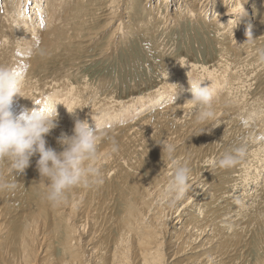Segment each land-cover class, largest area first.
Segmentation results:
<instances>
[{"label": "rangeland", "instance_id": "1", "mask_svg": "<svg viewBox=\"0 0 264 264\" xmlns=\"http://www.w3.org/2000/svg\"><path fill=\"white\" fill-rule=\"evenodd\" d=\"M25 1L16 2L15 12H5L3 10L7 9L1 8L3 1L0 0V10H2L0 67L7 68L21 79V96L13 97L14 112H19L22 108L38 107L36 104L49 95L58 102L56 105L58 126L45 137L48 146L58 152L62 147L57 143V138L61 132L71 135L76 119L87 120L90 126H94V121H98L103 123V131L107 132L103 134L102 131L100 138L104 146L106 144L105 153H108L107 157L112 164L120 166L121 163L123 164V159L118 160L119 152L122 151L132 157L135 156L136 150L138 153L140 149L143 150L142 152L151 150L153 143L150 145L147 138L155 142L159 136L176 132L186 134L191 130V135L187 137L190 139L198 136L199 133L211 130L215 125L216 119L211 123L206 122L204 129L196 132L195 126L204 123H198L195 118L191 121V118L195 117L194 108H192L193 112L186 113V116L182 109L176 110L177 112L168 110L167 113L165 107L173 101L174 85H177L176 92L183 89L180 92L184 93L187 87L190 89L188 78L204 79L203 85L210 83L216 85L214 100L219 103L227 96L225 93L231 89L239 94L235 99L233 97L235 93H231V97L240 105L236 106L233 103L231 107L229 104L226 111L230 113L229 118L234 117L237 120L230 122L233 129L240 127L238 129L240 131L236 134L227 132L223 140L224 144L220 145L219 150L224 149L225 152H229L243 147L245 155L235 165L228 167L226 174L224 170L216 173L214 180H219L218 178L221 177L226 182V201L229 203L228 209L232 215L231 223L237 224L233 239L226 241L230 251L228 255L233 254L231 264H257L263 259L264 248L260 246L263 240L257 237V227L254 223L248 222L247 217L256 210H264V154H262L264 133L258 131L257 121L252 122L255 116L253 109L260 103L264 104V39H261V36H264V20H260V17L264 19V9L258 12L259 20L252 24L251 21L257 12L251 11L250 4L246 5L244 11L247 15L250 14V19L248 18L247 24L242 29H238L235 37L236 33L231 32L233 29L227 33L226 29L217 27L215 23L210 24L214 16L213 12H205L206 18L185 16L186 14L172 17L174 8L169 6L171 0H168L167 4L171 21L164 19L167 14L164 6L160 5L161 0H47L49 6L47 9L44 8L45 0H42L40 9L37 7L36 13L30 11L28 13L25 10L23 7ZM7 2L8 5L15 3L12 0ZM149 3L153 10H149ZM156 3H158L157 9H155ZM28 4L32 6V0H28ZM209 7H213L212 0ZM228 10L232 11L231 8ZM110 11L112 12L109 13ZM37 13L40 16L37 17ZM53 16L54 19H50ZM86 17L88 21L84 20ZM114 17L115 19L119 17L116 23ZM27 21H32L35 25L34 32L30 31L31 34L26 35L17 32L16 26L23 25ZM118 22L123 26L120 29L114 28ZM219 22H222L221 19ZM78 27L81 28V35L78 36L80 38L72 40L77 37L74 33L77 32ZM116 28L117 31L113 35L112 31ZM249 32L253 38L248 44L245 41L250 38H248ZM74 109V113H69ZM142 118L147 120L144 121ZM128 121L131 122V128H121L125 123H129ZM140 126L142 128L138 130ZM250 129L253 133L249 132ZM128 131L130 133L126 134L125 138V133ZM113 141L117 148L119 147L118 152L111 150ZM257 148L262 150L259 151L261 156L256 151L258 161L249 156V151H255ZM160 153L162 154L157 152L151 158L144 157L143 163L150 167L151 162H159L160 158L164 157ZM37 159L38 156L31 158L30 166L23 174L12 173L19 183L15 191L4 190L5 194L2 202L0 201V208L3 209V213H0V249L3 246L5 248L10 246V233L14 228L12 221L18 219L25 208L28 209L27 215L36 213L37 217L38 214H43L45 209H49L48 213L57 212L60 213L57 217L67 218L66 213H61L64 211L63 206H53L44 198L47 189L45 183L40 180L36 168ZM124 167L125 164L120 167L119 175L125 177L121 180L127 178L126 173L131 175L136 173L130 169L129 172ZM232 168L236 171L232 172ZM10 179L7 166L0 165V180ZM121 180H105V187L111 186L116 192L111 202L108 199L107 203L109 205L112 203L111 208H106L108 215H117L120 212L118 209L122 199L117 193L123 190L120 185ZM109 192L110 190L107 189L104 195L107 196ZM18 194L22 196L17 197ZM203 195L206 201L195 205L200 211L208 209H203L208 201L207 195ZM249 195L252 197L246 198ZM190 196L191 193L184 195L178 203V208H181ZM28 199L31 201L29 205L31 208L27 205ZM216 204L215 201L212 210L215 209ZM242 206L245 207L244 212L240 208ZM27 215H24L23 222L27 220ZM194 217L196 218L197 215ZM75 218L72 223L74 226H79L77 215ZM103 225L89 223L84 229H76L73 239L78 240V235L82 237L74 244L73 253L92 254V260L96 259L93 264H110L104 258L107 245L104 239L114 231L109 220L106 219ZM65 226L70 227L68 223H65ZM177 226L183 225L174 222L169 227V231H175ZM50 238L47 231H42L38 235V240L41 239V242L32 247L36 250L34 264H51L49 259L54 255L55 247L58 248L57 255H60L59 242L56 241L54 245ZM172 245L165 239L163 244L166 253L165 264L172 259L170 264H194L196 255L192 253L193 243L189 248H182L179 251L173 249ZM96 247L97 249L94 250ZM174 252H177V255L172 257Z\"/></svg>", "mask_w": 264, "mask_h": 264}, {"label": "bare ground", "instance_id": "2", "mask_svg": "<svg viewBox=\"0 0 264 264\" xmlns=\"http://www.w3.org/2000/svg\"><path fill=\"white\" fill-rule=\"evenodd\" d=\"M2 1H3L2 4L3 6L1 8L7 9L3 11L15 12L17 5L16 2L18 0H12L15 1V3L13 2L12 4L9 5L7 3L11 1L8 2L7 0H2ZM41 2L42 0H32V6H30L28 4V0H26L25 3L23 4V7L28 13L29 11L30 13L31 12L36 13L37 7L38 9H40ZM47 2H48L47 0H45L44 2L46 4L44 7L45 9L49 8ZM210 3L211 0H171V4H169V6L171 8H174L172 13V17L174 18L179 17L182 14H186L185 16L189 15V16H196L197 18L200 17L202 18L205 17L204 15L205 12L207 11H209L210 13L213 12L214 16L213 19H211L210 24L215 23L217 27L226 29L227 33L229 32L230 29H233V31L231 32H233L234 34L238 31L239 28L242 29L243 26L247 24L248 18L250 19V14L240 18L245 14L243 10L246 11L245 9L246 5L250 4L251 11L257 12L256 16H254L253 20L251 21L252 24L256 23V20L258 19L257 17L259 15L258 12L264 9V0H212V5H213L212 8L209 7ZM167 4H168V0H161L160 2V5L164 6L167 14L164 17V19L166 20L169 19L171 21V18L167 11L168 8ZM157 8H158V3L155 4V9ZM209 8H211L212 11ZM228 8H231L232 11H229ZM149 10H153L150 3H149ZM111 12L112 11H110L109 13ZM0 13H2V10H0ZM38 16L40 15L37 13V17ZM49 16L51 15L49 14ZM74 16L76 17V15ZM77 17L79 16L77 15ZM87 17L84 20L88 21ZM89 18L92 17L89 16ZM118 18L115 19L114 17L115 23L117 22V20H119ZM50 19H54V16L50 17ZM220 19L222 21L221 23L219 22ZM260 20L262 21L264 19L260 17ZM63 21L65 24V20ZM76 21L77 20H75V22ZM81 21L78 20V22ZM120 22L122 23V20H120ZM120 22H118L117 25L114 26V28L115 27H117L118 29L122 28L123 26ZM117 28L114 31H112L113 35L117 31ZM258 28L259 27H257L256 29L258 30ZM16 30L17 32L19 31L20 34L22 33L26 35L30 33V31L34 32L35 25L32 23V21L30 22L27 21L23 25L16 26ZM80 30L81 28L78 27L77 32L74 33L76 34L75 36L77 37L73 36L74 38H72V40L76 38H80L78 37L81 35ZM67 33L70 34V32ZM65 35L68 36L67 34ZM235 37H237V33L235 34ZM252 38L253 36L247 39L245 42L249 44ZM261 39H264V36H261ZM246 47L247 45H245L244 48ZM217 88H219V86H217ZM180 91L179 92L175 91L174 95L178 97L175 98V100L172 101L171 104H167L165 108H167L166 112L168 110L178 111L179 109L180 110L182 109L184 115L186 116V113L191 114V112H193L192 108L194 107L188 102V100L191 99L192 93L189 87H187V89L184 90L185 91L184 93L183 91L182 93ZM235 92L232 89L227 91L225 93L227 95L226 96L227 98L223 97L224 98L223 100L221 98L220 100L222 101L220 103L214 100L215 117L214 119L207 121L211 123L214 122L216 119V121L214 122L215 125H213L211 130L209 129V131H205L204 133L201 134L199 133L198 136L192 137L190 139H187V137L191 135L192 133L191 130L190 131L186 130L188 131L186 132V134L184 132L181 133L176 132L167 136H159L155 142L147 138L149 144L153 143V145L150 144L151 150L149 152H145V151L142 152L143 150L140 149L139 153L137 152L138 150H136L134 152L135 156L132 157L128 154L123 153L122 151L119 152L118 154L120 158H118V160L123 159V164L121 163L120 166L114 165L115 163L112 164L110 162V160L107 157L108 153H105L106 144L104 146V143L101 142V140H99L98 141L99 158L96 162V166L101 170L103 176V182L101 184L93 185L91 187L77 186L69 190L68 195L66 194L67 199L66 202L64 203L65 206L61 204V206H63L64 208V211H62L61 213H66L67 216L66 219H62V217L61 218L57 217L59 216L60 213L57 212H54L55 214L48 213L49 209H45L43 211V214H38L37 217H36V213L35 215H33L32 213H28L27 215L28 209L25 208L24 211L19 215V218L12 221L14 224V228L10 233L11 243L9 247L5 248V246H3L0 249V264H34L36 261L35 259L36 250L33 249L32 247H35L37 243L41 242V239L38 240V235L42 231L48 232V234L51 237L50 238L51 242H53L54 245L57 243L56 241L59 242L58 243L60 246L59 250H61V253L60 255H57L58 248L55 247L56 251L54 255L49 259V262L51 264H93L96 259L92 260L91 257L92 254L88 255L87 253L85 254L73 253L74 244L80 241L82 237L81 235H78L79 237L78 240H74L73 234L75 233L76 229L79 228L84 229L86 227L85 225H88L89 223L91 225L94 223L95 224L99 223L101 226L103 225V222L106 221V219L110 221L112 229L114 231L113 234L112 233L108 234L109 233L108 231L107 233L108 235L104 239L105 242H107L104 258L110 264L112 263L165 264L164 258L166 253L165 250L163 249V244L165 243V239H167L168 243L171 242L173 244L172 245L173 249L175 250L177 249L178 251L181 250L182 248H189L193 243L194 246L192 248V253L196 255L194 264H231L233 254L228 255L230 251L228 246H226V241L233 239L237 224L231 223L232 215H230L229 213V209H228L229 203L226 201L227 184L221 177L218 178L219 180L217 179L214 180V175H216V173L218 174V172L222 170L225 171V174L227 173L226 169H228V167L227 168L221 167L219 166L218 163V160L225 153V150L224 149L219 150V147L220 145L224 144L223 140L226 138V133L229 132V134H236L239 133L240 131L238 130L240 129V127H238L237 129L235 128V130L233 129V126L231 125L230 122L232 121L237 122V120L234 117L229 118L230 113L226 111V108L229 107V104L231 105L233 103L235 104L237 103V101H235L233 97L236 99L237 95L239 94L238 93L236 94ZM231 93L232 94L235 93L233 97H231ZM232 99L234 100L233 102ZM239 105L240 104H236V106ZM253 110L255 116L252 122L257 121L258 131L259 132L263 131L264 133V104L263 103L258 104ZM251 111L249 112V114L251 113ZM194 118L195 117H192L191 121ZM145 119L143 120L145 121ZM205 123L204 125H198L197 127L195 126L196 132L204 129V126H206ZM130 124L131 122L125 123V125L124 126L122 125L121 128L124 129L129 128L131 126ZM140 125L142 126V123ZM141 126L140 129L138 130H141L142 128ZM144 130L142 129V131ZM129 131L125 133L124 136L125 138L127 137L126 134L128 135L130 133ZM249 132L253 133V130L250 129ZM105 133L107 132L103 131V134ZM136 140L139 141V139ZM99 142H101L102 144ZM161 142H171L175 144L177 160L184 164H187L191 169L190 178L188 182L189 186L186 192V194L191 193V196L185 201V203L182 205L181 208H178L179 205L178 203L181 201L182 198L179 200H175V202H171L172 198L170 197L169 194H167L166 191L168 183L172 177V167L167 161V159L165 157L160 156L161 158L159 162L156 163L151 162L152 164L150 167H148L145 163H143L144 157L148 156L149 158H151L155 156L157 152H162L161 145L158 144ZM227 145L229 146V144ZM132 150L133 149H131V151ZM260 150H258L257 148L255 149V151L254 150H251V152L249 151V156H252L256 159L258 154L261 156V154L259 153ZM262 150L264 151V149ZM118 151L119 150H117V152ZM256 151L258 152V154H256L257 153ZM262 154H264V152H262ZM137 155L139 156L136 157ZM124 164H125L124 168H126L127 170L129 169L134 170L136 171V173L132 175L126 173L125 176L127 178L121 180L122 178H125L119 175L120 167L123 166ZM111 165L113 166L112 168ZM231 170L232 172L236 171L233 168ZM110 179H115L116 181L121 180L120 185L121 188L123 189L121 191L119 190V192L117 193V195L118 196L120 195L122 199L118 209L120 210V212L117 213V215H108L107 212V209L111 208L110 205L112 204L111 203L109 205L107 203L108 199H110L111 202V200H113V194L116 193L115 190L112 189L113 187L111 188L110 186L109 188H107L108 186L105 187L104 185L106 184L105 180L110 181ZM109 181H107V183L111 185L112 183ZM106 188L108 189V191L110 190L107 196L104 195V192L107 190ZM4 194L5 191L0 190L1 202ZM203 194H206L208 198L205 207H203V209L208 208L206 209V211L203 210L200 211V208L199 209L195 208L196 204L200 202L204 203L206 201V198L203 197L204 196ZM21 196H22L21 194L17 195V197H21ZM250 197L252 196L249 195L246 198H250ZM215 201L217 204L215 205L216 206L215 209L212 210L211 207ZM30 203L31 201L30 199H28L27 205L29 208H31L29 206ZM240 208H242L241 210L244 212L245 207L242 206ZM2 210L0 208V213H3ZM15 214L17 215V211ZM24 215H27V220L23 222ZM75 215H77L78 217L77 221L79 226L77 225L74 226L72 223L74 220H76ZM195 215H197L196 218L194 217ZM247 221L250 223H254L256 225L257 227L256 235L257 237H259V239L263 240L262 242H260L261 243L260 246L264 248V234H262V229L264 228V210L263 211L256 210L252 215H249L247 217ZM63 222L68 223L70 227H66L65 223ZM174 222H178L183 226H177L175 231H169V227L173 225ZM107 224L108 223H106V225ZM86 242H88V240ZM96 249L97 247L94 250ZM174 255H177V252L172 253V257ZM170 261L167 262L166 264H170L171 263ZM233 261H235V258ZM257 264H264V258L259 260Z\"/></svg>", "mask_w": 264, "mask_h": 264}, {"label": "clouds", "instance_id": "3", "mask_svg": "<svg viewBox=\"0 0 264 264\" xmlns=\"http://www.w3.org/2000/svg\"><path fill=\"white\" fill-rule=\"evenodd\" d=\"M244 13L240 18L247 15L245 11ZM249 37H252L251 32L248 33ZM203 81L200 78H188L192 93L188 102L195 109L198 123H205L215 117L216 85H203ZM176 87L174 85L173 101ZM20 92L21 79L7 68L0 67V165H6L11 176L10 180H0V190L14 191L18 187L19 183L12 173L23 174L30 166L33 156H38L36 168L40 180L46 185L44 198L53 206L65 203L66 194L77 186L101 184L103 176L96 162L99 158L98 141L103 123L94 121V126H90L87 120L76 119L72 134L61 132L57 138V143L62 147L58 152L48 146L45 139L58 126V102L49 95L36 104L38 107L22 108L19 112H14L13 97L21 96ZM74 111L75 109L68 112ZM158 144L161 145L162 155L172 167V177L166 191L172 198L171 202H175L183 198L188 190L191 169L177 160L175 144ZM111 150H118L115 141L112 142ZM244 155L243 147L225 152L218 160L219 166L231 167Z\"/></svg>", "mask_w": 264, "mask_h": 264}]
</instances>
